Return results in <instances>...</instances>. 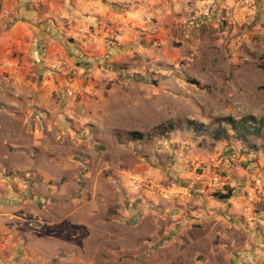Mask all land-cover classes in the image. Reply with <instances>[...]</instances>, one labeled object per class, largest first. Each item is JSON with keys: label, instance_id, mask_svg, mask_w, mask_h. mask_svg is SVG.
I'll return each instance as SVG.
<instances>
[{"label": "rangeland", "instance_id": "rangeland-1", "mask_svg": "<svg viewBox=\"0 0 264 264\" xmlns=\"http://www.w3.org/2000/svg\"><path fill=\"white\" fill-rule=\"evenodd\" d=\"M59 1L0 52V187L49 238L15 264H236L264 216V0Z\"/></svg>", "mask_w": 264, "mask_h": 264}, {"label": "crops", "instance_id": "crops-1", "mask_svg": "<svg viewBox=\"0 0 264 264\" xmlns=\"http://www.w3.org/2000/svg\"><path fill=\"white\" fill-rule=\"evenodd\" d=\"M39 2H43L47 6L43 11L37 10ZM60 3L59 0L58 2L56 0H0V52L9 53L15 48L16 51H24L25 46L28 50L33 47L34 44L28 40L37 31L39 18L44 21L55 19V26L60 29L62 26L61 15H66L61 7H58ZM44 30L51 32V28L47 24ZM3 64L0 60V68ZM7 65H9L11 76L15 77L14 68H17L18 62L12 61ZM19 194V190L10 184L0 187V264H15V260L20 258L22 250L36 251L38 249L33 244L37 238L42 237L39 241L45 243L49 239L45 235L37 237L35 234H29L28 232L32 230L26 231L23 223L25 221L21 220L19 214L21 209ZM256 227L252 248H249L248 245L238 252L236 264H264V234H261V231L264 230V216L258 218ZM24 237L27 238L23 239ZM25 242L27 244L24 246ZM23 256H27V253L25 252Z\"/></svg>", "mask_w": 264, "mask_h": 264}, {"label": "built area", "instance_id": "built-area-1", "mask_svg": "<svg viewBox=\"0 0 264 264\" xmlns=\"http://www.w3.org/2000/svg\"><path fill=\"white\" fill-rule=\"evenodd\" d=\"M70 88L68 87V85L66 86V93L68 95L72 94V91L69 90ZM255 125L252 124L251 127H254ZM221 183V179L219 176H217L216 174L214 176L211 177V184L214 187L219 186ZM246 195L247 198L249 200H253L256 199L258 200L259 198H264V182H262V180L260 178L255 179L252 183V186L250 188L247 189L246 191Z\"/></svg>", "mask_w": 264, "mask_h": 264}, {"label": "trees", "instance_id": "trees-1", "mask_svg": "<svg viewBox=\"0 0 264 264\" xmlns=\"http://www.w3.org/2000/svg\"><path fill=\"white\" fill-rule=\"evenodd\" d=\"M229 121H230V120H229ZM131 136L134 137V138H137V139L140 137L139 134H138L139 137H137V134H136V133H132ZM225 197H226V196H225Z\"/></svg>", "mask_w": 264, "mask_h": 264}]
</instances>
